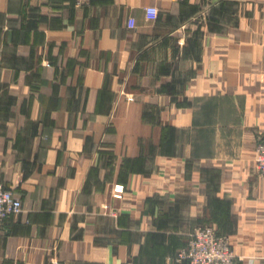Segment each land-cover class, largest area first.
Listing matches in <instances>:
<instances>
[{"label": "crops", "instance_id": "1", "mask_svg": "<svg viewBox=\"0 0 264 264\" xmlns=\"http://www.w3.org/2000/svg\"><path fill=\"white\" fill-rule=\"evenodd\" d=\"M262 137L264 0H0V264H264Z\"/></svg>", "mask_w": 264, "mask_h": 264}, {"label": "built area", "instance_id": "2", "mask_svg": "<svg viewBox=\"0 0 264 264\" xmlns=\"http://www.w3.org/2000/svg\"><path fill=\"white\" fill-rule=\"evenodd\" d=\"M147 13L149 18L155 19L158 9L149 7ZM255 159L258 172L264 175V137L257 143ZM123 191V187L116 186L117 196ZM22 208V199L0 180V232L7 218L19 213ZM177 260L187 261L188 264H238L241 257L236 254L229 235L219 233L212 224H200L190 233L186 246L178 252Z\"/></svg>", "mask_w": 264, "mask_h": 264}]
</instances>
